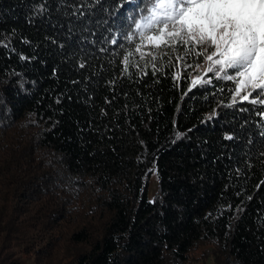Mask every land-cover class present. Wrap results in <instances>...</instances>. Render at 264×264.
Instances as JSON below:
<instances>
[{"label": "trees", "instance_id": "1", "mask_svg": "<svg viewBox=\"0 0 264 264\" xmlns=\"http://www.w3.org/2000/svg\"><path fill=\"white\" fill-rule=\"evenodd\" d=\"M140 3L0 0V264H264V105L122 74Z\"/></svg>", "mask_w": 264, "mask_h": 264}, {"label": "snow or ice", "instance_id": "2", "mask_svg": "<svg viewBox=\"0 0 264 264\" xmlns=\"http://www.w3.org/2000/svg\"><path fill=\"white\" fill-rule=\"evenodd\" d=\"M136 8L138 16L129 17L130 30L124 36L134 47L125 49L116 38L110 41L122 50V74L141 61L156 69L155 61L167 58L170 64L175 54L183 62L195 54L213 75L207 80L197 76L193 85L223 79L234 83L240 100L264 105V0H141Z\"/></svg>", "mask_w": 264, "mask_h": 264}, {"label": "rangeland", "instance_id": "3", "mask_svg": "<svg viewBox=\"0 0 264 264\" xmlns=\"http://www.w3.org/2000/svg\"><path fill=\"white\" fill-rule=\"evenodd\" d=\"M187 58H188V57H187ZM187 58H186L185 61H183V62H178V61L176 60V57H175V54H174L173 57H172V60L176 61L177 63H180V64L185 65V64H189V63L187 62ZM135 59L139 60V57L136 56ZM164 61H167V58H165V59H163V60L155 61V63H156V64H160V63H162V62H164ZM150 64H151V63H147V62H145V61H141V62H140V66H142V67H145V66L150 65ZM206 67H207V62H206L205 60H204L202 63L199 64V67L195 66V67H194V71H193V73H192V77H193V79H194L195 77H197V76L201 77L202 79H208L209 76H211L212 74H211V73H206V72H205ZM232 99L235 100V101H236V100H240V99H239V96H236L234 93H233ZM263 111H264V110H263ZM213 113H215V108L206 111L205 116H206V117H210V116L213 115ZM157 184H158V177H157V175H156V172H155V171H152V173H151V175H150V178H149V184H148V196H149L150 198L153 196L154 192L156 191V189H157ZM202 248L209 249V246L207 245V246H202V247H200L198 250L195 251V254H198V253L201 251ZM206 264H213V259H212L211 256H209V257L207 258V260H206Z\"/></svg>", "mask_w": 264, "mask_h": 264}]
</instances>
